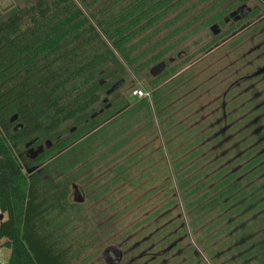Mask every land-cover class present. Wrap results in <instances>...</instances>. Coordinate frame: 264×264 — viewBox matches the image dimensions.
<instances>
[{
    "label": "trees",
    "instance_id": "trees-1",
    "mask_svg": "<svg viewBox=\"0 0 264 264\" xmlns=\"http://www.w3.org/2000/svg\"><path fill=\"white\" fill-rule=\"evenodd\" d=\"M190 1L25 0L24 6L0 13V212L6 215L0 221V249L10 251L7 261L0 264H108L99 256L103 236L89 224L82 204L100 226L113 229L122 212L119 207L129 200L125 189L144 191L163 168L159 163L165 164L168 172L172 128L186 124L188 131L198 136L202 125H188L194 115L197 117L191 109L182 118L181 78L156 88L152 100L136 98L134 105L117 91L112 94L113 108L103 116H92L103 106L107 90L124 78L123 60L134 66L144 64L143 54L167 41L164 31L174 34L184 26V7ZM258 1L264 5V0ZM153 43L155 48H146ZM166 50H157L147 58L153 66L166 62L158 76L170 65L163 58ZM116 103L118 110L111 112ZM16 113L22 123L18 137L10 120ZM203 135L186 147L184 155L190 159L186 165L175 161L190 215L198 220L217 208L225 210L221 213L224 217L231 215L226 212L230 208L239 212L248 209L246 217L259 211L248 224L251 232H238L243 236L234 244L227 245L236 237L233 229L222 238L215 234L214 239L219 246L227 243L221 247L223 254L228 249L239 250L232 262L264 264V199L246 197L249 192L262 191L257 180L261 170L241 178L238 173H245L249 166L232 172L227 165L206 174L208 166L201 162L207 153L205 145L212 142L203 145ZM36 136L41 141L51 140L53 146L41 154L40 173L31 182V167L26 165L27 157L20 156L24 150L20 146ZM149 136L152 142L163 137L167 155L162 144L148 149L144 138ZM246 159L244 154L237 160ZM70 184L86 190L84 202L71 198ZM169 184L167 176L151 189L163 190L168 198ZM161 207L169 208L168 202ZM115 209L119 210L115 213ZM166 210L156 216L158 222L168 217L170 211ZM237 214L235 221L231 220L234 214L230 216L228 226L245 218ZM176 218L162 222L149 234L147 227H136L121 244L128 248L125 261L137 253L134 247L139 240L143 241L141 247L149 248L155 242L159 248L165 242L163 250L168 254L174 251L181 243L177 235L186 228L184 221L176 222L181 217ZM134 236L138 239L128 247L124 242Z\"/></svg>",
    "mask_w": 264,
    "mask_h": 264
},
{
    "label": "rangeland",
    "instance_id": "rangeland-1",
    "mask_svg": "<svg viewBox=\"0 0 264 264\" xmlns=\"http://www.w3.org/2000/svg\"><path fill=\"white\" fill-rule=\"evenodd\" d=\"M242 3H247V5L252 8V13L241 21L230 19V21L226 22V18L230 13L236 10ZM24 5L25 0H0V13L3 14L15 6L22 7ZM185 8V16L181 23L184 24V26L179 32L175 33V31H173L174 34L172 31L170 32V30L164 31L162 36H164L167 41L163 40L162 46L155 48V43L146 45V48H152L153 46L155 51L153 50L148 54H143V60L141 61H143L144 64H136L134 66L128 61L123 60L126 68L124 76L125 84L121 87L120 92H122L123 99L126 102L130 105H134L137 99L132 96L133 89L144 88L150 93L149 98L152 100V93L156 88L170 83L174 79L178 78L180 80L181 78L184 85V92L179 93L178 96H182L180 100L182 99L181 101H184V106L181 108L182 110H180L183 113L182 118L187 117L189 109H191L194 114L202 109V107L206 106V110L202 112L201 115L197 113V117L194 115L191 123L189 122L188 125L192 126L197 124L201 120L203 114H208V118L202 125L203 129L201 132L203 133L204 130L203 140L207 142L214 137L216 139L214 138L211 144L205 145L204 151L207 153L204 162L201 163H203L202 165L208 166L205 170L206 174L210 172L215 173L221 169V167L223 168L225 163L237 157L238 154L244 153L248 147L246 137L249 133V129H247L246 126L249 125L251 120L246 118V113L251 106H253V109L255 104L246 105L243 103V100H235L236 102L231 101L232 95H235L240 89L236 88L232 90L227 98H224V93L233 81L239 79L240 76L244 74L254 71L259 64V62L254 60L251 66H245L249 63L250 59H255L258 52L253 53L252 56H248L247 58L243 56L252 48L256 47L264 37V5L258 0H192L187 2L184 9ZM214 23H220L222 28L220 35H216L211 29ZM235 32H238L236 36L224 42ZM164 48H167V50L163 58L169 60L173 57L174 62L170 63L165 73L158 77H154L150 73V68L153 64L147 62V58L152 55L153 52L155 53L157 50ZM143 50L139 52L142 53ZM181 52H186V56L180 57L179 54ZM183 96L185 98H183ZM223 101L228 102V108L226 110L221 109ZM118 107L116 103V108L111 112L118 110ZM225 113L227 114L226 120L223 119ZM105 120H107V118L103 119V121ZM214 123L217 124L212 130L208 131L211 127L210 125ZM230 126H232V128L226 131L223 136H215V133L219 130L224 127L228 129ZM253 128H255V126ZM201 132H199V135ZM70 133L71 132L68 134ZM159 134L161 135L160 131ZM198 136L194 134V131H188L186 124L180 128L174 126L169 133L170 139H174V142L168 144V155L163 137L158 139V142H152L151 136L144 138V142L148 144V149L150 151L154 150L159 144L163 145L168 160V172L165 164L159 163L160 165L158 166L163 168L159 169L160 172L156 175L155 180H152L153 184L146 185L144 191L140 190L138 193H135V191L130 192L132 187H127L125 189L124 196H127L129 200L124 202V204L121 202L122 205L119 208L122 207V212L120 218L116 220V225L113 229H105L100 226L94 220L91 212L86 210L85 204H82V210L89 224L93 226V228H96L103 236L104 244L99 252V256L103 261L104 249L110 244L121 245L123 240L134 234L136 227H142L141 225H143L144 228L147 227L146 233L149 234L155 231L162 222L179 216L181 218L176 222L184 221L186 224V228L177 235V237H182L180 238L182 241H180L181 243L179 246L170 254H162L158 262L159 264H239V262H232V259L238 254L239 250L234 249L231 251V249H228L227 252L223 254L224 251H221V249L224 248L223 246L227 243L219 246V244L215 243L216 240L214 239V235H220V238H222L226 232L228 234L230 230L234 229L236 224L228 226L227 223L231 215H236L242 210L240 212L239 209L231 211L226 210V212L228 211L227 214L230 213L231 215L224 217L226 214L221 216V213L225 212V210L219 208L212 209L208 215L199 216L198 220L197 218L194 220L190 215L192 211L190 208L191 206L188 205V200L183 196L179 188L175 161L182 160V165H186L185 162L190 159L185 157V149L189 144L194 145ZM230 136H233V138H231L229 142H226L225 139ZM20 147L24 149V144ZM239 162L241 161L236 162L235 166H238V164H240ZM30 169L31 172H28V174L30 181L33 182L34 175L40 173V167H31ZM241 174L242 172L238 173V175ZM215 175L218 176V174ZM167 176L170 184L168 186V198H165L166 195L163 190L156 192L151 188H154V186L159 183H163ZM257 180L258 188L262 191L249 192L246 197L263 200L264 178L258 177ZM81 186L84 187L83 185ZM69 187L71 190V198L74 199L78 197L80 200L83 199L81 202H84L86 190L84 191L82 187V189L79 190L73 184H70ZM171 188L174 189L172 192H170ZM174 196L177 197L176 200L173 199ZM173 201L176 202L174 203ZM166 202H168L169 208L161 207L162 204ZM126 206L127 208H125ZM166 209L170 211V214H168V217L158 222L160 219L156 216L164 214L167 211ZM118 210L115 209L113 212L116 213ZM255 212L258 213L259 211L250 212L247 217L245 215V219H247L248 223L251 218H253ZM196 221H198V223ZM194 222L197 224L194 225ZM249 227L247 226V231L251 232ZM137 229L136 232L138 231ZM238 232L239 231H237L235 235L236 237L227 244L228 246L232 243L234 244L243 236V234H238ZM137 239L138 237L134 236L131 241L124 243H128V247H131ZM1 243L2 241H0V244ZM123 248L124 250L128 249L124 246ZM163 248H165V242L161 244L159 248H155L154 251L163 252ZM181 250L182 253L179 252ZM9 254L10 251L8 249L1 248L0 258L2 261H7ZM126 262H128V260L125 261V263Z\"/></svg>",
    "mask_w": 264,
    "mask_h": 264
},
{
    "label": "flooded vegetation",
    "instance_id": "flooded-vegetation-1",
    "mask_svg": "<svg viewBox=\"0 0 264 264\" xmlns=\"http://www.w3.org/2000/svg\"><path fill=\"white\" fill-rule=\"evenodd\" d=\"M250 9V10H248ZM244 12H247L244 14ZM233 13V15H231ZM252 13V8L247 5V3H242L237 7L236 10L232 11L230 15L226 18V22L230 21V19H234L235 21H241L244 19L246 16ZM219 26L220 32L215 33L216 35H220L222 32V28L220 26V23H214ZM213 24V25H214ZM212 25V26H213ZM211 26V29H212ZM238 32H235L229 36L224 42L229 40L230 38L236 36ZM258 52L257 56L255 59H250L249 63H247L245 66H251V64L255 61L259 62L257 65L256 69L248 74H244L243 76H240L239 79H236L233 81L230 85V87L225 91L224 93V98H227V96L231 93L232 90L240 89L235 95H232L231 101L236 102L237 100H243V103L246 105L249 104H255V107L252 109L253 106H251L247 113H246V118H248L250 121L249 125L246 126L247 129H249V133L246 137L247 142H248V147L247 150H245L244 153L238 154L237 157H235L232 161H228L227 163L224 164V167L229 165L231 168L232 172L235 171H240L242 168L249 166V169L241 174V178H243L245 175L248 173H252L255 170H261L259 177L264 178V37L257 44L256 47L252 48L246 55H244V58H247L248 56H252L253 53ZM184 56H186V52H183ZM174 62V58L169 59V63ZM168 63V65H169ZM120 80H123L120 85L114 88V90L108 94V90L111 89L116 83H118ZM119 81L115 82L108 90H107V96L103 98L101 103L103 106L99 107V110L94 113L92 116V119L103 116L107 111H109L111 108H113V103L111 101L112 99V94L115 92H119L121 87L125 84V79H120ZM236 100V101H235ZM228 102L223 101L222 103V108L223 110H226L228 108L227 106ZM206 110V106L202 107V109L198 110V114L201 115L202 112ZM227 114L225 113V116L223 119L226 120ZM208 118V114H203L201 116V120L198 122V124L203 125L206 119ZM220 123V122H219ZM12 127H13V134L15 137H18L20 133V129L17 128V125L20 124L19 122V115L18 119L15 120L14 122H11ZM217 123L211 124L210 129L212 130L214 126ZM235 126V124H234ZM255 126V128H253ZM232 126H230L228 129L227 127L222 128L219 130L217 133H215V136H223L226 131L230 130ZM203 126L200 131H202ZM253 129V130H252ZM204 133V130H203ZM201 132V134L203 135ZM215 138V137H214ZM213 138V139H214ZM233 138V136L228 137L226 142H229ZM212 139V140H213ZM216 139V138H215ZM210 142L212 141L209 139ZM23 141V140H21ZM34 141V142H32ZM32 142V143H30ZM208 142V141H207ZM209 143V142H208ZM24 150L23 152L20 153V156L23 157L24 155L27 157L26 158V165L28 168L30 167H38V159L40 158L41 154H43L46 150V148H51L53 146L51 140H42L39 136L33 137L32 139L29 140H24ZM206 142L203 143L205 145ZM244 154L247 155V159L244 161L239 162L238 166L236 165V162H238L239 156L242 157ZM238 171V172H239ZM77 187V186H75ZM78 188V187H77ZM76 188V189H77ZM79 189V188H78ZM76 198V197H75ZM78 198V197H77ZM264 199V197H263ZM230 210H233L230 208ZM248 209H244L239 213V216H245L247 213ZM238 215V214H237ZM237 215H234L231 220H236ZM248 221L247 219H243L241 223L236 224L234 227V231L237 232H242V231H247V226H248ZM246 235V234H245ZM182 238V237H181ZM247 240V235L245 237V242ZM182 241V240H180ZM143 245V241L139 240L134 249L137 251V253L133 256V258L125 263V258L127 254V250H124L123 246L120 245L123 249V259L119 264H159L158 261L160 260V257L163 255L168 254V250L164 249L163 252H157L154 251L156 248V243H152L151 247L146 248V247H141ZM172 250V249H171ZM182 253V250L179 251ZM105 261V260H104ZM106 262V261H105ZM168 262V261H167ZM109 264V263H108Z\"/></svg>",
    "mask_w": 264,
    "mask_h": 264
},
{
    "label": "water",
    "instance_id": "water-1",
    "mask_svg": "<svg viewBox=\"0 0 264 264\" xmlns=\"http://www.w3.org/2000/svg\"><path fill=\"white\" fill-rule=\"evenodd\" d=\"M250 10V9H248ZM247 12H244V14H246ZM233 15V13L231 14ZM212 30L214 33H219L220 32V29H219V26L217 24H214L212 26ZM184 53L181 52L179 54L180 57H183ZM166 67V62L165 61H162L158 64H156L155 66H153L150 70L151 74L156 77L158 76L161 72H163V70L165 69ZM123 80H120L118 83H116L111 89L108 90V94H110L115 87H117L118 85H120L122 83ZM18 119V114H14L12 117H11V122H14L15 120ZM22 126V123L18 124L17 125V128H20ZM34 142V141H32ZM30 142V143H32ZM28 172H31V169L28 170ZM76 200L78 201H82L83 199H78L76 198ZM1 220L4 218V214H1L0 216ZM103 258L104 260L109 263V264H119L122 259H123V249L120 245L118 244H110L108 245L105 249H104V252H103Z\"/></svg>",
    "mask_w": 264,
    "mask_h": 264
},
{
    "label": "built area",
    "instance_id": "built-area-1",
    "mask_svg": "<svg viewBox=\"0 0 264 264\" xmlns=\"http://www.w3.org/2000/svg\"><path fill=\"white\" fill-rule=\"evenodd\" d=\"M132 96L134 98L141 99L144 97H149L150 93L146 91L144 88H135L132 91ZM0 262L5 263L4 261L1 260V258H0Z\"/></svg>",
    "mask_w": 264,
    "mask_h": 264
},
{
    "label": "crops",
    "instance_id": "crops-1",
    "mask_svg": "<svg viewBox=\"0 0 264 264\" xmlns=\"http://www.w3.org/2000/svg\"><path fill=\"white\" fill-rule=\"evenodd\" d=\"M0 216H1V213H0ZM4 217H5V215H4ZM0 221H1V218H0ZM1 250V249H0ZM6 262V261H5Z\"/></svg>",
    "mask_w": 264,
    "mask_h": 264
}]
</instances>
